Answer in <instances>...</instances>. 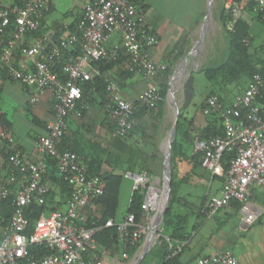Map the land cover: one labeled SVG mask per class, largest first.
Masks as SVG:
<instances>
[{
	"label": "built area",
	"instance_id": "1",
	"mask_svg": "<svg viewBox=\"0 0 264 264\" xmlns=\"http://www.w3.org/2000/svg\"><path fill=\"white\" fill-rule=\"evenodd\" d=\"M50 5L51 0H0V77L21 83L28 91L31 105L48 91L53 110L45 123V135L36 142L38 159L13 150L11 132L0 124V147L11 151L7 157L11 173L0 180V200L13 195L11 218L4 224L0 218V264H105V257L115 253L100 248L96 233L101 227L116 226L124 247L138 246L148 231L144 220L160 199L158 190L148 185L147 169L128 174L134 188L144 193L143 222H136L134 213H126L122 219L109 218L103 225L95 221L86 225L88 217H100V205L90 209L89 203L103 194L104 181L100 174H87L84 155L59 150L58 145L66 132L69 114L80 118L87 107L80 103L79 82L99 73L93 62L113 60L122 54L127 58L129 70L140 71L148 81L136 101L123 98L118 84L107 81L102 108L119 136L132 129L138 108L154 109L161 100L155 78L166 69V64L146 53V48L155 45L157 39L147 26L144 9L134 1L87 0L72 26L62 24L37 33ZM222 8L228 18L225 32L232 31L237 20L248 19L251 14L264 18V0H222ZM113 34L120 36L121 47L109 51L106 44ZM57 64L61 65L63 77L53 69ZM263 88L264 76L255 73L229 106H224L216 95L206 98L203 113H219L223 134L197 141L196 148L202 153L201 166L215 175L221 169L224 151L235 152L228 162L219 194L210 195L206 201L203 209L206 218L213 217L232 201L240 204L238 211L245 226L260 214L250 198L255 187L264 188V101L256 104ZM244 111H248L246 117ZM47 159L54 161L69 190L63 193L61 205L41 213L32 232L27 234L25 206L31 201L43 205L49 195L48 187L41 182ZM41 244H46L50 252L39 256L30 253L31 245ZM181 246L177 245L174 254ZM127 256L125 251L121 254L124 259ZM191 264H238V259L224 249L206 253Z\"/></svg>",
	"mask_w": 264,
	"mask_h": 264
},
{
	"label": "crops",
	"instance_id": "2",
	"mask_svg": "<svg viewBox=\"0 0 264 264\" xmlns=\"http://www.w3.org/2000/svg\"><path fill=\"white\" fill-rule=\"evenodd\" d=\"M4 1L8 2L9 0ZM140 1L145 7L147 26L157 39V43L147 47L145 51L155 61L166 64V69L158 73L155 78L157 84L165 91L160 111L158 112L157 105L154 109L144 110L137 126L134 128L136 125L134 122L132 129L125 136H119L115 133L114 124L107 118L102 104L97 98L92 103H84L87 107L80 118L73 113L69 114L66 121V144L83 152L89 159H96L100 171H111L121 176L118 207L114 220L122 219L125 216L130 197L135 189L134 182L128 174H134L143 169L148 170V185L152 184L157 188L160 199L147 220H144L143 216L141 217L140 222L144 220L147 223L148 231L142 237L136 251L125 259L128 260L130 257L136 259L144 242L148 237H152L149 250L154 244L160 242V238H163L169 246L175 242L172 255H175V248L181 243L180 251L183 248L184 250L179 260L183 263L191 264L196 258L206 253L228 249L237 257L238 264H264V188L255 187L253 189L250 203L259 209L260 214L249 226L243 225L239 211L234 210L231 204L211 218H206L203 214L208 197L219 194L221 190L225 179V172L222 169L217 174L211 175L202 166L192 171L193 165L189 159L177 157L173 168L170 161L171 183L172 176L174 181H180L175 194L173 212L175 215L185 216V227L189 236L186 240H173L170 243L169 238L162 233L164 215L160 217L159 213L163 207L166 187L163 148L173 123L172 119L168 134L162 140L161 134L165 128L166 109L167 107L173 109L174 118V104H177L174 101L173 84L177 81L178 75L182 73H186L187 77L185 83L181 85L183 102L181 106H177L179 111L182 106L186 107V95L184 96L186 82L192 69H195L193 61L198 56L199 47L209 21L204 23L207 0ZM86 2L87 0H71L69 8L63 16L57 17L53 13L55 0H51L50 8L43 20L46 31L62 24L72 26L81 16ZM213 3L214 0L211 2L210 14H212ZM221 3L222 0L217 1L216 10ZM106 46L109 51L118 50L121 47L120 36L113 34ZM101 75L105 81H115L121 96L131 101H136L141 91L148 85V81L143 79L140 71L129 70L127 59L115 62ZM210 91H214L220 96L224 106H229L234 98L242 93L243 89L239 88L238 92H231L228 85H222L220 82L217 88ZM4 100L5 102H1ZM199 105L192 115L185 111V116L200 127L204 125L205 119ZM10 110L11 114H9ZM52 112L51 95L48 91L43 92L39 100L31 105L28 103V91L21 83L0 77V124L9 129L12 134V149L17 148L28 153L32 158L38 159L36 142L45 135L43 126L51 118ZM24 115H28L29 119L24 118ZM31 117L36 118L38 122H33ZM21 122L26 124L24 131H21ZM196 143L193 144L191 153L199 152ZM1 149L7 150L0 147V167L5 164L4 169L1 168L0 180H3L7 177V175L3 177L4 170L9 167L7 160L5 161L2 156ZM198 190L200 191L198 192ZM117 213L120 216L116 218ZM209 219L214 220L215 227L211 226L213 223L206 224L204 222ZM254 224H258L254 229L258 228L260 231L254 234L251 244L248 243L244 235L235 233L236 229L249 230ZM206 227L209 229L204 232ZM233 229L235 232L232 233ZM234 249L237 250L236 253ZM151 264H157V260H152Z\"/></svg>",
	"mask_w": 264,
	"mask_h": 264
},
{
	"label": "trees",
	"instance_id": "3",
	"mask_svg": "<svg viewBox=\"0 0 264 264\" xmlns=\"http://www.w3.org/2000/svg\"><path fill=\"white\" fill-rule=\"evenodd\" d=\"M132 1L140 5V7H142V9H144L145 11V7L141 4L140 0ZM215 14L218 22L221 24L222 28L225 31V23L228 18L224 14L222 3L220 4V6H218ZM249 19H255L264 26V18H262L260 15L254 16L251 14L249 15L248 19L237 20L234 29L232 31L225 32V37L228 43V52L226 57H224L219 62L206 65L201 69L208 79L211 80L215 77H219L222 85L235 84V86H239L241 90H244L246 82H248L253 74L260 73L264 76V67L262 65L264 48L263 46H260L258 49H251V36L249 35L248 23ZM44 31H46V28L44 27V23L42 21L37 33H41ZM244 40H247L248 42H245ZM126 59L127 58L124 55L120 54L116 59L113 60L101 59L93 62V65L97 67L99 73L92 74L89 80L79 82L82 93L80 103H92L93 100L98 98L99 102H101V104L103 105L106 96L105 88L107 81L104 80L101 74L109 67H111L115 62H122ZM53 69L57 71V73L61 77H63L60 64H57ZM159 89L162 98L157 104L158 112L160 111V105L163 103V98L165 96V91L162 89V87L159 86ZM210 95H216L221 102L220 96L214 91L208 92L207 95L201 100L199 106L205 119V123L203 126H196L191 119L186 118L185 113L182 109H180L178 121L176 124L175 137L170 146V161L172 168L177 157L181 159H189L193 165L192 171L193 169L200 167L202 153L200 151L191 153L193 144L201 139H207L209 137L223 134L221 116L219 115V113H203L205 100ZM263 101L264 88L261 90V96L257 98L256 104H261ZM144 110H146V108L141 107L134 112L133 121L136 122L134 128L137 126V122L140 116L144 114ZM247 114L248 111H244V117H246ZM31 120L33 122H38V120L34 117H31ZM43 127L45 129V124ZM66 141L67 136L65 132L58 145L59 150H70L84 155L88 166L87 174H100L102 176V179L104 181V192L97 199L91 200L89 203L90 209L93 206L100 205V217H88V219L86 220V225H90L91 221H95V223L98 225H103L107 219L115 218L116 210L118 207V190L121 176L116 175L111 171H100L99 163L96 159H89L83 152H80L77 149L67 145ZM16 149L14 148L13 150ZM4 151V149H1L2 156L6 161L8 154L11 151ZM234 154V150L224 151L221 159V169L224 172L227 170L228 162L234 156ZM46 163V172L43 174L41 182L46 184V186L48 187L49 195L47 197L46 203L43 205L31 201L27 206H25L24 213L25 217L28 219V225L26 227L27 234L32 232L35 220L41 213L48 212L49 210H54L61 205V203L63 202V193H67V191L69 190L63 178L58 174L54 161L51 159H47ZM4 165L0 167V176L1 168L4 169ZM4 171L5 174L3 175V177H5L6 175L8 176V173H11V169L7 167ZM179 182L174 181L172 176L170 200L168 208L163 217L162 233L169 238L170 243L173 240H186L189 236V233L186 231L185 227V216L175 215L173 212V203L176 198L175 194L177 192V186ZM143 198L144 195L141 190L139 188H135L130 197L127 213H134L136 222L140 221L143 214ZM12 202V194L7 198L0 200V218L3 220V224L7 223L11 218L13 212ZM231 205L234 210H238L240 206L237 201H232ZM95 237L101 249L115 253L116 257L122 262L127 261V259L121 257V254L124 251L128 256H131L137 249V246L124 247V243L120 240L116 226L101 227L96 233ZM174 246L175 242L171 243V246H169L166 240L160 238V242L154 244V246L149 250L140 264H151V261L154 259L157 260V264H188L183 263L179 260L184 248L175 255H172ZM29 251L36 256L50 252L46 244L31 245L29 247Z\"/></svg>",
	"mask_w": 264,
	"mask_h": 264
},
{
	"label": "rangeland",
	"instance_id": "4",
	"mask_svg": "<svg viewBox=\"0 0 264 264\" xmlns=\"http://www.w3.org/2000/svg\"><path fill=\"white\" fill-rule=\"evenodd\" d=\"M218 0H214V5L212 8V13L210 17V22H208V25L206 27L203 41L201 46L199 47L198 56L195 61H193V64H195V69H192L190 76L188 77V80L186 82V107L182 106L180 109L183 110V112L188 113L189 115H192L194 111L198 108V105L200 101L207 95V93L213 89L217 88L218 84L220 83V78L215 77L213 79H208L204 72L201 70L204 66L213 64L216 62L221 61L224 57H226L228 52V43L225 37V31L222 28L221 24L218 22L217 17L215 16V7ZM71 0H55V11H53L54 15L57 17H62L65 11L69 8ZM211 23V24H210ZM249 35L251 36V49H258L260 46H263L264 48V26L258 22L255 19H249ZM193 68V67H192ZM187 75L186 73H182L178 75L177 81L174 82V101L177 105L181 106L183 102V89L181 88V85L185 83ZM229 89L231 92H238L239 86H235V84H228ZM185 96V93H184ZM1 102H5L1 101ZM11 110L9 111V114H11ZM26 119H29V116L24 115L23 116ZM173 119V109L171 107H167L166 109V116H165V128L163 130L162 140L165 139L166 135L168 134V130L170 128V125L172 123ZM21 131H24L26 129L25 122H21L20 125ZM200 190H198L199 192ZM170 200V198H169ZM117 216H120L119 213H117ZM206 224L213 223L211 226L215 227V223L213 219H209L204 221ZM220 225V224H219ZM218 225V226H219ZM258 224H254L253 227H251L249 230H231V232L235 233H241L244 235L245 239L248 240V243L251 244L252 240H254L252 237L254 234H256L258 231H260L257 227ZM209 227H206L204 229V232H207ZM257 230V231H256ZM204 234V233H203ZM242 237V236H241ZM159 241V240H158ZM235 253L237 252L236 249H234ZM135 257L128 258L127 261L122 262L120 261L116 255H107L105 257V264H131L134 261Z\"/></svg>",
	"mask_w": 264,
	"mask_h": 264
},
{
	"label": "water",
	"instance_id": "5",
	"mask_svg": "<svg viewBox=\"0 0 264 264\" xmlns=\"http://www.w3.org/2000/svg\"><path fill=\"white\" fill-rule=\"evenodd\" d=\"M211 2H212V0H207V10H206L205 22H204L205 24L209 21L210 16H211V14H210ZM178 115H179V107L174 104L173 123H172V127L170 129L168 138L166 139L165 146L163 148V153H164V163H163V165H164V175H165L166 187H165V198H164V202H163V207H162V209L160 210V213H159L160 217H163L164 213L166 212V210L168 208V203H169V195H170V191H171L170 145H171V143H172V141L174 140V137H175L176 124H177V121H178ZM151 241H152V237H148L147 240L142 245V249H141L139 255L133 261L132 264H139L141 262L142 258L144 257V255L147 253V251L150 248Z\"/></svg>",
	"mask_w": 264,
	"mask_h": 264
},
{
	"label": "bare ground",
	"instance_id": "6",
	"mask_svg": "<svg viewBox=\"0 0 264 264\" xmlns=\"http://www.w3.org/2000/svg\"><path fill=\"white\" fill-rule=\"evenodd\" d=\"M213 14V13H212ZM210 22V21H209ZM211 24V23H210ZM204 31V30H203ZM156 225V224H155Z\"/></svg>",
	"mask_w": 264,
	"mask_h": 264
}]
</instances>
